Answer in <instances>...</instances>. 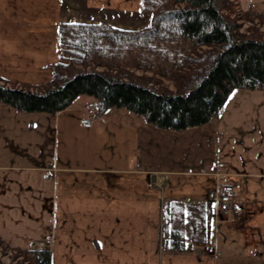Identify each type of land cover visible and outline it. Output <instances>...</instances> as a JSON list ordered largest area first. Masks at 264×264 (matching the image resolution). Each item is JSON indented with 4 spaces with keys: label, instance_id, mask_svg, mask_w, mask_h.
Masks as SVG:
<instances>
[{
    "label": "crops",
    "instance_id": "obj_1",
    "mask_svg": "<svg viewBox=\"0 0 264 264\" xmlns=\"http://www.w3.org/2000/svg\"><path fill=\"white\" fill-rule=\"evenodd\" d=\"M238 1L264 12V0ZM132 12L146 15L145 22L123 23ZM65 21L139 28L149 24L150 15L143 0H0V76L21 82L51 79V65L59 59V24ZM135 115H129L132 119L123 128L132 133L129 159L136 174L122 168L116 170L121 177L111 180L98 175V169L74 165L73 146L66 153L56 149L63 139L60 122L39 128L49 136L36 138L40 151L25 155L38 160L15 156L0 162V237L22 248L40 247L50 237L52 244L43 247L53 250V264H212L214 253L204 252L199 262L201 249L191 254L163 249L164 213L167 205L172 207L169 226L174 229L202 227L206 213L212 226L214 214H219L215 197L220 190L216 182L209 186L208 177L217 173L242 176L247 196L257 201L258 189H264V90L235 89L217 120L179 131L147 124ZM88 117L87 125L94 115ZM45 149L55 152L43 155ZM143 172L149 175L150 187L167 185L168 200L164 202L160 191L142 189L137 174ZM190 175L199 176L198 189L189 183ZM129 184L136 189L131 191ZM263 213L264 208L251 211L248 228H242L258 227L255 220Z\"/></svg>",
    "mask_w": 264,
    "mask_h": 264
},
{
    "label": "trees",
    "instance_id": "obj_2",
    "mask_svg": "<svg viewBox=\"0 0 264 264\" xmlns=\"http://www.w3.org/2000/svg\"><path fill=\"white\" fill-rule=\"evenodd\" d=\"M230 4V0H143L150 22L139 28L104 21L60 22L53 77L35 88L17 81L10 84L0 76V101L22 112L55 114L80 95H88L93 101L86 105H95L99 112L125 108L163 129L179 131L207 124L220 117L235 89L264 90V39L241 31L240 23L224 12ZM134 49L159 55L171 51L175 61H184L172 71L171 78L179 81L177 90L156 88L122 63L104 61ZM92 62L108 69L80 68ZM172 213L167 205L165 248L192 251L195 244H210L209 213L204 215L206 224H192L189 230L170 227ZM24 250L31 264H53L51 248ZM0 264H5L1 258Z\"/></svg>",
    "mask_w": 264,
    "mask_h": 264
},
{
    "label": "rangeland",
    "instance_id": "obj_3",
    "mask_svg": "<svg viewBox=\"0 0 264 264\" xmlns=\"http://www.w3.org/2000/svg\"><path fill=\"white\" fill-rule=\"evenodd\" d=\"M230 3L229 8L224 12L240 23L241 31L246 32L247 34H254L257 37L264 39V15H255V11L252 12L250 8L243 7L238 0H230ZM133 5L134 3H132V5L130 4L128 9L132 10ZM146 12L147 11L145 10V13ZM147 13L150 15L149 12ZM129 16V19H123V23L132 26L142 25L146 18V15L143 17L139 16L137 13L134 15V12L129 13ZM104 61L122 63V65L127 67L135 75V77L137 76L139 79L143 78L142 80L149 82L156 88L172 91H176L179 84L177 78H171L173 77L172 71L185 64L184 61H175L171 51L168 55H159L152 51L140 49L131 50L125 55H118L115 59L107 57ZM95 63L96 62H92L91 64L80 68L86 70L108 69L101 64ZM15 81L30 84L35 88H40L41 84L46 82V80L42 82H21L11 79L9 83L14 84ZM90 101H93L92 97L88 95H80L71 106L61 111L62 113L60 116H54L52 113L47 112H22L0 101V162H8L15 158V156L18 158L24 157L26 160H38V156L34 157L32 155V157L29 158L25 155L34 150H39V145L37 144L38 141H35L36 138H40L41 140L42 138L49 136V133L44 134L45 130L42 131V129L40 130L39 128L60 122L61 127H63V131H61L63 139L58 141L56 149L63 150L64 148L66 153L68 152V147L70 145L73 146L74 165H79L80 167L88 166L92 170L93 168L98 169V175L101 177H111V180L117 179L120 174L116 170L122 168H128V174L130 175L136 174L137 172H134L136 170L134 167L135 164L133 165L134 162H130L129 159L130 152L132 151V133L128 132L126 128H123V126L129 125L127 123L132 119V116L129 115L135 114L125 108H110L102 113L99 112L98 107L95 105H86V103ZM126 112L128 113L127 115H125ZM91 113L94 115V118L90 119V123L87 125L84 120H87ZM84 114H87L88 116L84 117ZM135 116L141 118L138 115ZM63 132L64 135L67 136V139L64 138L65 136L63 135ZM13 133L15 134L13 135ZM10 135H12V137H18L20 141H13L10 139ZM21 140L23 142H21ZM22 152H25L26 154H23ZM41 152L45 155L44 153H50L52 151L51 149H45ZM54 152H52V154ZM90 155L95 157H89ZM69 160H71L70 157ZM54 163L55 162L52 164ZM100 168L107 172H100ZM130 175L128 176V180L132 182L135 177L132 178ZM137 175H141L137 177L138 180L141 181L142 189L145 192L153 190L160 191V195H163V197L165 196V189L168 188L167 185L153 188L150 187L151 181L149 180L148 173L143 172V174ZM224 176L233 179L236 178L238 183L241 184L238 188L239 191H237V198L239 197L238 203H240V205L242 203V208H237L233 212L221 211L218 215L217 213L216 215L214 214L211 242L208 246L205 244H196L195 247H193V250L197 248L199 250L201 249V252L203 251L202 253L197 254L196 257L200 262L202 254L207 252V254L214 253L212 264H264V213L261 217H258L255 220L256 222L254 221L258 227L248 231H245L244 228H242L250 217L249 213L251 211L259 212L261 208H264V189H261V191L258 189V198L257 201H254L251 197L247 196V190H245V186H243L242 176H236L235 174L226 175L222 173L215 174L213 178L208 177L209 186L214 187L213 185H215L216 182L218 189L221 190L219 182L222 181V177ZM187 179L193 188L198 189L200 184V178L198 175H190ZM210 181H213V183L210 184ZM131 187V191L136 189V185L134 184ZM187 187L189 186H184L183 188ZM137 188H139V185H137ZM211 189L214 190L215 188ZM218 189L216 191H218ZM209 191L210 190L208 189V192ZM243 191H245L243 194L246 199L245 201L242 199L241 195ZM167 198L168 197L165 196L164 202L168 200ZM260 218L262 219L260 220ZM220 220L222 221V224L218 223ZM245 226L248 228L247 225ZM245 233H247L246 237ZM247 236L248 242L249 240H254L253 244L250 246L247 244ZM51 242V238L48 237L45 243L40 244L39 246L50 245L52 244ZM24 249L26 248L9 245L0 237V258L5 264H31ZM163 249L168 250L164 246ZM192 251L185 250L171 252L178 254H191L190 252ZM199 264L209 263L200 262Z\"/></svg>",
    "mask_w": 264,
    "mask_h": 264
},
{
    "label": "built area",
    "instance_id": "obj_4",
    "mask_svg": "<svg viewBox=\"0 0 264 264\" xmlns=\"http://www.w3.org/2000/svg\"><path fill=\"white\" fill-rule=\"evenodd\" d=\"M238 180L233 178H228L226 176L222 177V181L219 182L220 188H228L226 192L220 191L219 194L215 197L217 200V212L225 211V212H233L237 209V203L239 200L238 196V188H239Z\"/></svg>",
    "mask_w": 264,
    "mask_h": 264
},
{
    "label": "bare ground",
    "instance_id": "obj_5",
    "mask_svg": "<svg viewBox=\"0 0 264 264\" xmlns=\"http://www.w3.org/2000/svg\"><path fill=\"white\" fill-rule=\"evenodd\" d=\"M234 4V3H233ZM185 49V48H184ZM190 61V60H189ZM188 62V61H187ZM191 65V64H190ZM181 66H183V65H181ZM192 67V66H191Z\"/></svg>",
    "mask_w": 264,
    "mask_h": 264
}]
</instances>
